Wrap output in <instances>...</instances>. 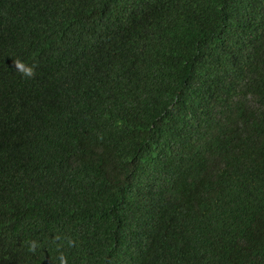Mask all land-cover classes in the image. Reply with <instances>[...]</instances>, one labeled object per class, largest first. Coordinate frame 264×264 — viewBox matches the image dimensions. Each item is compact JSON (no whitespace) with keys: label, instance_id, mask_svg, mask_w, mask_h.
Masks as SVG:
<instances>
[{"label":"trees","instance_id":"obj_1","mask_svg":"<svg viewBox=\"0 0 264 264\" xmlns=\"http://www.w3.org/2000/svg\"><path fill=\"white\" fill-rule=\"evenodd\" d=\"M0 264H264V0H0Z\"/></svg>","mask_w":264,"mask_h":264},{"label":"clouds","instance_id":"obj_2","mask_svg":"<svg viewBox=\"0 0 264 264\" xmlns=\"http://www.w3.org/2000/svg\"><path fill=\"white\" fill-rule=\"evenodd\" d=\"M28 75H29V76L34 75V72H31V71H30V72L28 73Z\"/></svg>","mask_w":264,"mask_h":264}]
</instances>
